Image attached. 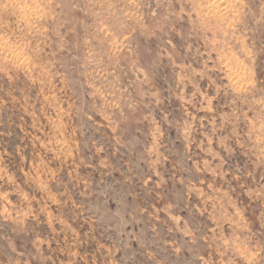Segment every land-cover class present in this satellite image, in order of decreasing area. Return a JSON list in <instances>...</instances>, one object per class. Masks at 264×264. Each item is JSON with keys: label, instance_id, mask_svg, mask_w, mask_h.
<instances>
[{"label": "rangeland", "instance_id": "1", "mask_svg": "<svg viewBox=\"0 0 264 264\" xmlns=\"http://www.w3.org/2000/svg\"><path fill=\"white\" fill-rule=\"evenodd\" d=\"M0 264H264V0H0Z\"/></svg>", "mask_w": 264, "mask_h": 264}, {"label": "bare ground", "instance_id": "2", "mask_svg": "<svg viewBox=\"0 0 264 264\" xmlns=\"http://www.w3.org/2000/svg\"><path fill=\"white\" fill-rule=\"evenodd\" d=\"M30 6H31V5H30ZM34 9H35V8H33L32 6H31V7L28 6V8H27V6H26L25 14H26V15H29V14L33 13V12H34V11H33Z\"/></svg>", "mask_w": 264, "mask_h": 264}]
</instances>
